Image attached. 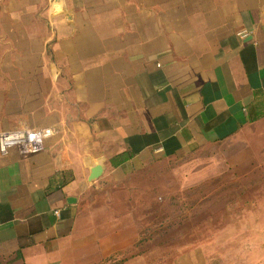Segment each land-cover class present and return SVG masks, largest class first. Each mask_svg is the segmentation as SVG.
Wrapping results in <instances>:
<instances>
[{
	"label": "crops",
	"instance_id": "crops-1",
	"mask_svg": "<svg viewBox=\"0 0 264 264\" xmlns=\"http://www.w3.org/2000/svg\"><path fill=\"white\" fill-rule=\"evenodd\" d=\"M53 3L0 0V132L53 130L38 154L0 155V264L131 252L135 232L98 226L101 193L162 159L240 142L264 178V0ZM235 236L237 259L197 245L122 264H264V229Z\"/></svg>",
	"mask_w": 264,
	"mask_h": 264
},
{
	"label": "rangeland",
	"instance_id": "rangeland-1",
	"mask_svg": "<svg viewBox=\"0 0 264 264\" xmlns=\"http://www.w3.org/2000/svg\"><path fill=\"white\" fill-rule=\"evenodd\" d=\"M240 151V142L207 145L140 167L115 192L106 188L101 196L107 201L98 203L103 207L98 226L114 228L122 238L137 235L135 249L119 254L117 261L147 256L155 262L162 250L171 259L177 248L197 245L226 247L224 255L235 259L241 251L235 235L264 229V208H257L264 178Z\"/></svg>",
	"mask_w": 264,
	"mask_h": 264
},
{
	"label": "built area",
	"instance_id": "built-area-1",
	"mask_svg": "<svg viewBox=\"0 0 264 264\" xmlns=\"http://www.w3.org/2000/svg\"><path fill=\"white\" fill-rule=\"evenodd\" d=\"M52 134L51 128H20L0 132V155L7 156L12 150L24 157L38 154L43 150L44 141L50 138Z\"/></svg>",
	"mask_w": 264,
	"mask_h": 264
},
{
	"label": "water",
	"instance_id": "water-1",
	"mask_svg": "<svg viewBox=\"0 0 264 264\" xmlns=\"http://www.w3.org/2000/svg\"><path fill=\"white\" fill-rule=\"evenodd\" d=\"M60 1L61 0H54V3H53L54 12L58 8V4H59ZM102 173H103V165H102V161L99 160L98 161V165H96L95 167L90 169L88 181L89 182L96 181L102 175Z\"/></svg>",
	"mask_w": 264,
	"mask_h": 264
},
{
	"label": "trees",
	"instance_id": "trees-1",
	"mask_svg": "<svg viewBox=\"0 0 264 264\" xmlns=\"http://www.w3.org/2000/svg\"><path fill=\"white\" fill-rule=\"evenodd\" d=\"M106 264H108V263L106 262ZM109 264H122V263L118 262L117 260H114V261H112V262L109 263Z\"/></svg>",
	"mask_w": 264,
	"mask_h": 264
}]
</instances>
